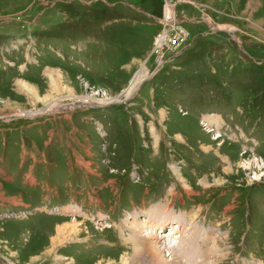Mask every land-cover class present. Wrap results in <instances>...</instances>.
<instances>
[{"label":"rangeland","instance_id":"rangeland-1","mask_svg":"<svg viewBox=\"0 0 264 264\" xmlns=\"http://www.w3.org/2000/svg\"><path fill=\"white\" fill-rule=\"evenodd\" d=\"M132 228L264 264V0H0V264H146Z\"/></svg>","mask_w":264,"mask_h":264},{"label":"bare ground","instance_id":"bare-ground-1","mask_svg":"<svg viewBox=\"0 0 264 264\" xmlns=\"http://www.w3.org/2000/svg\"><path fill=\"white\" fill-rule=\"evenodd\" d=\"M171 8L168 6V5H166V12H165V14H166V18L163 20V22L164 23H166V22H169L171 19H170V13H171ZM213 26V25H212ZM214 28V27H213ZM162 39V38H161ZM160 39V40H161ZM235 39V38H234ZM160 40L158 41V42H160ZM236 40V39H235ZM162 41H164V40H162ZM142 68V67H141ZM135 74V73H134ZM149 75V73H148V71H147V69H145V70H143V68L142 69H140L139 71H137L136 72V75L133 77V79H132V82L129 84L128 83V85H127V87L125 88V90L123 91V92H121L122 94L124 93V97H129V96H131L132 94H133V92H135V90L137 89V87H138V85L140 84V82L142 81V80H144V78L145 77H147ZM120 93V94H121ZM119 96V95H118ZM117 97V96H116ZM72 100H73V98H71ZM81 100H80V102H89V100L90 99H88V100H86L85 98H80ZM101 99V98H100ZM120 98H109V99H106V98H104V100L102 99L101 100V103H107V102H109V103H111V102H116L117 100H119ZM97 104H98V102H97ZM62 109V104H60V102L58 101V100H54V101H52L51 103H49L48 105H46L44 108H41V109H39V110H36V111H31V112H28V113H20V114H25L26 115V117H28V116H30V115H37V114H41V113H46V112H49V111H54L55 109L56 110H58V109ZM3 117H4V115H3ZM171 218V217H170ZM143 221H145L144 219H142ZM179 220L177 221V222H175L174 224H172L173 225V227H171V229L168 231V235H172V234H174V233H176V231H175V228L177 229L178 227H179ZM155 223V222H154ZM79 223H77V221H75V220H73V223L72 224H70V228H71V230H74L75 229V227L78 225ZM135 225V224H134ZM105 226V225H104ZM148 227V226H147ZM152 227V226H151ZM162 226H156L155 227V230L153 231V232H159L158 231V228H159V230H160V228H161ZM172 228H174V229H172ZM63 230V227H60V229L58 230V232H60V231H62ZM131 231H132V233H133V237L130 235H128V240H130V241H132L133 243V245L134 246H138V244H141V246H139V247H137V248H134L133 250H132V257H131V261H137L138 259H141L142 260V262H144V263H146V264H166L165 263V260H164V263H163V259H162V254H161V251H160V249L159 248H157V246H145V245H149L148 244V242L144 239V238H142V237H140V236H137V229H134V228H132L131 229ZM151 233L152 232V229H150V230H147V231H144L143 232V234H146V233ZM159 233H161V230H160V232ZM69 234V233H68ZM160 236H163V234L162 235H160ZM175 237H177L176 235L174 236V238L173 239H175V241L174 242H179V241H176V239L177 238H175ZM139 240H141V241H139ZM172 240V239H171ZM179 240V239H178ZM150 242V241H149ZM153 243V242H152ZM207 243V242H206ZM175 245V244H174ZM208 247H206V249H207ZM212 249H213V251H210V253L212 252V253H214V254H216L217 255V251H218V253L220 252H222V251H224V249L223 248H221L217 243H213V245H212V247H211ZM169 249V248H168ZM177 249V248H176ZM175 249V250H176ZM209 249H207L206 251H208ZM172 251H174V250H172ZM178 252L180 253L181 252V249H179L178 250ZM209 252V251H208ZM171 253V252H170ZM223 253V252H222ZM206 255H208V254H206ZM170 256V254L168 255V257ZM222 256H224V254H222ZM171 260H172V258H171ZM155 262H157V263H155ZM125 264V263H124Z\"/></svg>","mask_w":264,"mask_h":264}]
</instances>
